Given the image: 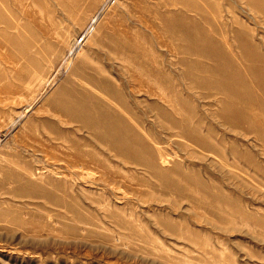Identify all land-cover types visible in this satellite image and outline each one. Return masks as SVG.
<instances>
[{"label": "rangeland", "instance_id": "374dc122", "mask_svg": "<svg viewBox=\"0 0 264 264\" xmlns=\"http://www.w3.org/2000/svg\"><path fill=\"white\" fill-rule=\"evenodd\" d=\"M0 264H264V0H0Z\"/></svg>", "mask_w": 264, "mask_h": 264}]
</instances>
